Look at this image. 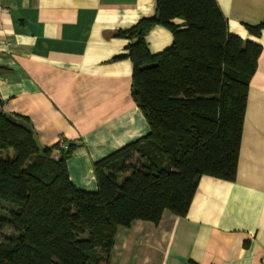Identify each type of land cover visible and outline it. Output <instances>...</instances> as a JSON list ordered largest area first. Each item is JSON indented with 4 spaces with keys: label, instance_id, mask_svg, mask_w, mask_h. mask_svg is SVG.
<instances>
[{
    "label": "trees",
    "instance_id": "1",
    "mask_svg": "<svg viewBox=\"0 0 264 264\" xmlns=\"http://www.w3.org/2000/svg\"><path fill=\"white\" fill-rule=\"evenodd\" d=\"M156 26L172 44L151 55L145 38ZM247 30L258 37L264 23ZM114 37L129 41L113 60L132 64L147 134L96 162L97 189L85 192L66 168L74 145L39 150L31 129L0 113V231L11 233L0 264H108L119 227L157 225L165 211L185 217L202 177L235 180L260 46L228 32L215 0H156L153 17Z\"/></svg>",
    "mask_w": 264,
    "mask_h": 264
},
{
    "label": "crops",
    "instance_id": "2",
    "mask_svg": "<svg viewBox=\"0 0 264 264\" xmlns=\"http://www.w3.org/2000/svg\"><path fill=\"white\" fill-rule=\"evenodd\" d=\"M215 1L228 32L261 48L235 180L202 177L185 217L119 227L108 264H264V30H247L264 23V0ZM155 11L156 0H0V113L26 119L42 147L74 145L65 163L81 191H96V162L148 132L132 64L113 60L129 41L114 34ZM145 41L156 55L172 35L156 26Z\"/></svg>",
    "mask_w": 264,
    "mask_h": 264
},
{
    "label": "water",
    "instance_id": "3",
    "mask_svg": "<svg viewBox=\"0 0 264 264\" xmlns=\"http://www.w3.org/2000/svg\"><path fill=\"white\" fill-rule=\"evenodd\" d=\"M7 121L10 122L11 124L16 125L17 127L21 128V129L25 130V131H27V132L30 131V126L26 122H24L23 120L16 119L13 116L8 115ZM33 142L39 150L42 149V146L40 145L37 138L34 137ZM53 155H55V153H53Z\"/></svg>",
    "mask_w": 264,
    "mask_h": 264
},
{
    "label": "rangeland",
    "instance_id": "4",
    "mask_svg": "<svg viewBox=\"0 0 264 264\" xmlns=\"http://www.w3.org/2000/svg\"><path fill=\"white\" fill-rule=\"evenodd\" d=\"M10 234L11 233L8 230L0 231V243L3 241V239L5 238V236H8Z\"/></svg>",
    "mask_w": 264,
    "mask_h": 264
},
{
    "label": "built area",
    "instance_id": "5",
    "mask_svg": "<svg viewBox=\"0 0 264 264\" xmlns=\"http://www.w3.org/2000/svg\"><path fill=\"white\" fill-rule=\"evenodd\" d=\"M57 145H58V147L59 148H65V142H63V141H58V143H57ZM56 154V153H55Z\"/></svg>",
    "mask_w": 264,
    "mask_h": 264
}]
</instances>
